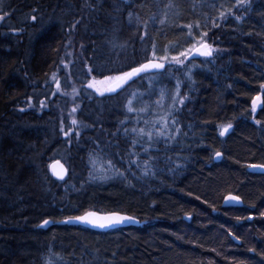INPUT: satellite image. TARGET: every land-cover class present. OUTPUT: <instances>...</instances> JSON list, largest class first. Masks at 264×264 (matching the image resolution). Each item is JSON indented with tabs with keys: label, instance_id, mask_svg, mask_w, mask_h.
Returning <instances> with one entry per match:
<instances>
[{
	"label": "trees",
	"instance_id": "1",
	"mask_svg": "<svg viewBox=\"0 0 264 264\" xmlns=\"http://www.w3.org/2000/svg\"><path fill=\"white\" fill-rule=\"evenodd\" d=\"M0 17V264H264V174L249 170L264 164V0H0ZM202 38L211 58L167 63L149 89L150 75L117 94L88 87ZM161 84L178 103L153 142L131 133L124 93L150 101ZM231 193L244 205L223 207ZM92 210L142 223H60Z\"/></svg>",
	"mask_w": 264,
	"mask_h": 264
},
{
	"label": "rangeland",
	"instance_id": "2",
	"mask_svg": "<svg viewBox=\"0 0 264 264\" xmlns=\"http://www.w3.org/2000/svg\"><path fill=\"white\" fill-rule=\"evenodd\" d=\"M201 40H206L205 38L198 39L194 45L198 46L200 45ZM207 42L210 43L212 48L214 49L213 45L211 44L210 41L206 40ZM114 43L118 45L117 48L112 44V52L115 56V61L114 65L110 67L109 69H120L123 66H125V61L121 59V55L125 54V46H119L117 44V41L115 40ZM191 46L190 48H192ZM189 48V49H190ZM153 52H155V49H152L150 51V54L148 56L149 59H160L164 61L166 64L167 63H178L176 61H173L171 58L172 57H178L180 61H183V63L186 62V60L189 58L188 56H171L168 53L164 56H159L158 54L155 53V56H153ZM214 52V51H213ZM167 56L168 60L165 61L163 57ZM213 56V55H212ZM147 61V60H146ZM180 63V64H183ZM191 67V65L189 66ZM123 73V72H122ZM122 73H114V74H108L104 77L101 78H95L91 80L90 83H88V87L92 89L99 97L104 96L105 94L109 93L106 91L109 87L110 84H112L115 80L116 77L121 76ZM106 77H112V79H106ZM158 79V76L150 74L149 77L144 80H140V83H145V87L149 89L148 86L151 87L152 83L156 82ZM143 81V82H142ZM145 81V82H144ZM151 90L153 88H150ZM126 96V109L129 112L131 116V123H132V128H136L137 132L131 133L135 134L139 138H144L145 140H151L153 142H157L158 140L162 139L164 134H168L169 132H166V130H170V125L165 124L166 119L162 117L164 114L166 118L169 117L170 112L173 110V108L176 106L178 103V98H177V93L175 89L171 90V93L169 94V91L163 87L161 84L158 92H153V98L152 100L148 101L146 95L142 92V90L139 87H129L125 93ZM175 100V103L173 101ZM129 101H131V105H129ZM129 107H131L132 111H129ZM143 128L144 129V134L139 133V129ZM148 133H151V138H149ZM172 135V134H170ZM136 137V138H137ZM137 140L135 139L134 143H140L136 142ZM143 144V143H140Z\"/></svg>",
	"mask_w": 264,
	"mask_h": 264
},
{
	"label": "snow or ice",
	"instance_id": "3",
	"mask_svg": "<svg viewBox=\"0 0 264 264\" xmlns=\"http://www.w3.org/2000/svg\"><path fill=\"white\" fill-rule=\"evenodd\" d=\"M0 19H3V17H0ZM31 19L32 20H36V16H32ZM203 35H204V37H206L207 33H204ZM213 51H214V49L212 48V46L210 44L207 43L206 40H201L199 46L193 45V47L188 49L186 52H181L180 56L186 57V56L195 54V55H199V56H203V57H211L213 55ZM153 56H155V52H153ZM163 59L165 61H167L168 57L165 56V57H163ZM171 59L173 61L178 62V63H183V61H180L178 59V57H172ZM164 68H165V64L164 63H157V62H154V61L150 60L147 63L140 64L138 67L131 68L130 71L123 72L122 75L116 77V79L118 81H121L122 83H128L134 77L139 76L141 73H144L145 71H147L149 69H164ZM89 71H91V69H89ZM106 79H112V77H106ZM57 87H59V84H57ZM119 87H120V84H117L116 88H119ZM116 88H109L106 91L114 92V91H116ZM177 89H179V81H177ZM177 95H179L178 92H177ZM185 98L179 99V104L180 105H183ZM259 99H260V97H256V100H259ZM40 103H41V105H43V101H41ZM173 103H175V100L173 101ZM129 105H131V101H129ZM255 107H256V103H255V100H254L253 101V110H255ZM129 111H132L131 107H129ZM172 123H176V121L173 120ZM72 124L75 125L76 121L73 120ZM231 127H232V125L229 124L226 127H224L223 131L227 132V130L229 128H231ZM128 131H129L128 129H125V133H127ZM131 131L133 133H135V132H137V129L133 128V129H131ZM138 131H139L140 134H144V129L143 128L139 129ZM176 131L179 132V129H176ZM64 135L68 136L69 133L65 132ZM77 135H78V133H77ZM148 136H149V138H151V133H148ZM216 155L220 156L221 153L217 152ZM250 167H253V168L259 167L261 169H264V164L250 165ZM120 174L122 175V173H120ZM56 175L59 176L61 179L63 178V173L57 172ZM101 178H103V177H101ZM231 199L239 200V197H231ZM261 215H264V213H261ZM95 217H96L95 213L89 212V213H86L85 215L76 216V217H69L68 219L69 220L75 219L76 221L84 222V223H90V224H93L95 226H99V227H102V228L103 227H110L113 224L123 223V222H125L127 220L133 219L131 217H125V216H121L119 214H114L112 216H107V217H99V218H95ZM42 223H43V225H47L49 223V221L47 219H45ZM236 239H238V237Z\"/></svg>",
	"mask_w": 264,
	"mask_h": 264
},
{
	"label": "water",
	"instance_id": "4",
	"mask_svg": "<svg viewBox=\"0 0 264 264\" xmlns=\"http://www.w3.org/2000/svg\"><path fill=\"white\" fill-rule=\"evenodd\" d=\"M0 38H1V32H0ZM207 43L210 44L209 42H207ZM188 57L190 59H194V58H209V57H203V56H199V55H195V54L189 55ZM150 60L154 61V62H157V63H164L165 64V68L167 67V64L164 61L160 60V59H149L147 61H144L143 63H147ZM138 66L139 65H137L135 67H138ZM165 68L164 69H149V70L145 71L144 73H141L139 76L134 77L128 83H122L121 81H118L116 79L112 84L109 85L108 89L109 88H116L117 84H120V87L116 88V91L109 92V93L110 94H117V93L123 91L125 88H127L130 84H132L134 81H136L140 77H142L144 75H148V74L161 73V72H163L165 70ZM257 97H260V99L259 100H256V98L254 99L255 103H256V108H260L263 105V93L261 92L260 94H258ZM231 130H232V127L229 128L227 130V132H229ZM227 132H224L222 130V135L223 136L226 135ZM219 153H221V152H219ZM215 159L217 161H220L222 159V153H221L220 156L216 155ZM49 169H50V173L53 175V177H55L59 181L65 180L68 177L69 171H70L69 168L61 160H54L53 162H51ZM249 170L251 172H253V173L264 174V169H261L259 167H256V168L250 167ZM57 172L63 173V178L62 179L59 176L56 175ZM231 197H239V196L234 194V193L228 194L223 200V206L224 207H241V206H243V200L240 197H239V200L231 199ZM89 212L95 213L96 214L95 218L107 217V216H112L114 214H119L121 216L131 217L133 219L127 220V221H125L123 223H116V224H113L110 227H103V228L99 227V226H95V225L90 224V223L79 222V221H76L75 219L69 220L68 218H65V219L61 220L60 223L61 224H69V225H79V226H83V227L89 228L91 230L101 231V232H107V231H110V230H113V229H117V228H121V227L139 226L142 223L139 218H136V217H134L132 215L121 213V212H107V213H103V212H98V211L92 210V211H88L86 213H89ZM86 213H84L82 215H85ZM82 215H80V216H82ZM48 221H49V223L47 225H43V223H42L41 227H43V228L49 227L52 224V221L51 220H48Z\"/></svg>",
	"mask_w": 264,
	"mask_h": 264
},
{
	"label": "bare ground",
	"instance_id": "5",
	"mask_svg": "<svg viewBox=\"0 0 264 264\" xmlns=\"http://www.w3.org/2000/svg\"><path fill=\"white\" fill-rule=\"evenodd\" d=\"M222 130H223V129H222ZM222 130H221V132H220L221 135H222ZM229 132H230V131H229ZM229 132H227V133H229ZM227 133H226V134H227ZM222 136H223V135H222ZM224 136H226V135H224ZM254 165H260V164H254ZM226 196H227V195H226ZM226 196H225V197H226ZM225 197H224V198H225ZM239 197H240V196H239ZM240 198H241V197H240ZM241 199H242V198H241ZM223 200H224V199H223ZM242 200H243V199H242ZM243 205H244V201H243ZM222 206H223V202H222ZM223 207H224V206H223ZM51 221H52V220H51ZM52 224H53V221H52ZM52 224H51V225H52ZM121 228H126V227H121ZM117 229H118V228H117ZM237 242H239V240H237Z\"/></svg>",
	"mask_w": 264,
	"mask_h": 264
}]
</instances>
